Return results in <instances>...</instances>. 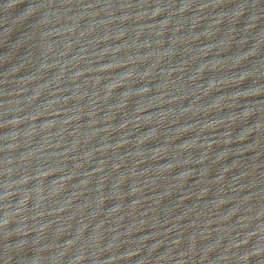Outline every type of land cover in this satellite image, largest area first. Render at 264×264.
<instances>
[{"label": "water", "instance_id": "95a60500", "mask_svg": "<svg viewBox=\"0 0 264 264\" xmlns=\"http://www.w3.org/2000/svg\"><path fill=\"white\" fill-rule=\"evenodd\" d=\"M0 264H264V0H0Z\"/></svg>", "mask_w": 264, "mask_h": 264}]
</instances>
